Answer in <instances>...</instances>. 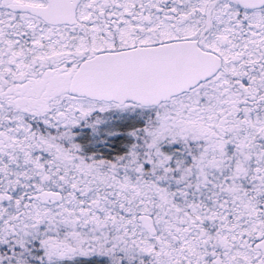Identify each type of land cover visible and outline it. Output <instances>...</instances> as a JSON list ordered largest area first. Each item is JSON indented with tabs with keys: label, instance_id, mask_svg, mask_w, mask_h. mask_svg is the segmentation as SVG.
Instances as JSON below:
<instances>
[{
	"label": "snow or ice",
	"instance_id": "snow-or-ice-1",
	"mask_svg": "<svg viewBox=\"0 0 264 264\" xmlns=\"http://www.w3.org/2000/svg\"><path fill=\"white\" fill-rule=\"evenodd\" d=\"M0 264H264V0H0Z\"/></svg>",
	"mask_w": 264,
	"mask_h": 264
}]
</instances>
